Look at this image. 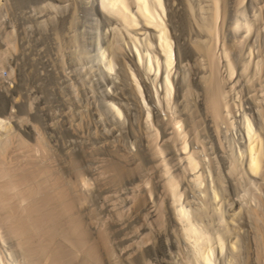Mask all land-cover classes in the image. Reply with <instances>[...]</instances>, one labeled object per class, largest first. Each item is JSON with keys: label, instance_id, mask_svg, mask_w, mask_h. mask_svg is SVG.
Masks as SVG:
<instances>
[{"label": "rangeland", "instance_id": "1", "mask_svg": "<svg viewBox=\"0 0 264 264\" xmlns=\"http://www.w3.org/2000/svg\"><path fill=\"white\" fill-rule=\"evenodd\" d=\"M207 1L166 0L173 46L177 56L179 48L182 52L171 74L174 88L168 100L162 89L165 73L146 71L138 53L131 52L137 41L134 31L120 25L113 11L102 8L99 0H0V120L6 124L0 127V134L4 137L11 127L21 135L33 130V138L45 136L57 170L73 193L77 215L97 240L101 255L98 264H189L186 259L193 239L183 231L162 165L152 154L150 129L159 132L158 143L164 147L170 171L181 174V202L195 224L217 233L224 229L220 213L235 212L234 219L224 217L236 225L232 226L234 239L225 235L228 249L222 252L218 243L214 244L216 264H263L264 170L259 176L242 168L244 174L241 169L231 174L229 166L231 149L236 148L239 154V146L246 144L244 121L250 119L258 125L262 118L259 113L264 111V1L245 0L241 7L227 0L218 20L214 43L220 52L228 48L237 69L228 75L227 67L222 69L226 62L221 55L232 108L227 121L218 125L203 104L202 85L210 76L209 67L205 57L194 50L195 45L209 39L202 29L204 16L209 15ZM200 6L203 11L209 8L202 13ZM241 8L255 24L247 34L236 24L245 16ZM152 35V49L162 53ZM101 47L107 58L112 56L117 61H113L116 70L109 72L97 61ZM247 59L249 70L241 72L239 65ZM112 102L121 108L122 115L112 109ZM172 120L184 124L188 143L199 154L201 184L195 181L194 172L184 173L182 169L184 160H178L177 153L182 141L174 142ZM111 165L127 170L115 174V167L109 169ZM101 233L108 239L107 249L98 242ZM5 237V241L0 237V253L17 264H28L16 241ZM230 240H238L237 248ZM73 253H69L68 264H80L84 256Z\"/></svg>", "mask_w": 264, "mask_h": 264}, {"label": "bare ground", "instance_id": "2", "mask_svg": "<svg viewBox=\"0 0 264 264\" xmlns=\"http://www.w3.org/2000/svg\"><path fill=\"white\" fill-rule=\"evenodd\" d=\"M208 1H209L208 4H210V6L209 5L208 6L210 8L206 6L204 8V11L208 10L207 8H209V10L207 11L209 15L204 16L205 19L204 18L203 19L206 21L204 22L203 20L202 22L205 23V25L203 27L201 23H198V26L200 24V28H201L202 25L203 27L202 29L204 30L203 32L206 31L208 35L207 37L209 39L206 38L208 40L205 39L206 41L204 44L195 45L196 47L194 50L205 57L208 64L207 67H209L210 76H208L206 79L204 78L205 80L202 85L203 94H204L203 104H204V108L208 112V113L206 112L208 116L210 115L213 121L217 122V124L216 123L215 124L218 125L223 121H227V114L231 113V108H232L230 106V102L228 101L229 91L226 88L227 86H225L226 80L224 77L226 76H224V73L221 70V66H220L222 64L221 55H224L226 62V65L222 66V69L223 67H227L228 69L227 72L229 73L228 75L232 76L233 74L236 73L235 71L237 69L234 64L235 62L231 60L230 57L231 55L228 51V48L225 47L224 50L221 51L223 52V54H220L221 52L217 48L216 43H214L215 42L214 40L216 39L215 37L218 35L219 32L218 20L222 15V13L224 12V9L226 8L225 2L227 0H208ZM234 1L238 4V5L236 4L237 6H241V7L245 2V0H234ZM259 1L261 2V0ZM99 3L102 8L106 7V9L108 8L110 9V11H113V13L116 16L113 13L112 14L115 17H117L118 23L120 21V25L122 24V26L126 28V30H130V28H132V30L135 33V39L137 41L136 42L134 41L135 42L134 48L132 49L131 52L133 55H135V53H138L137 54L139 57L138 60H141L142 63L140 64L144 65L146 71L148 73L154 72V74L156 73V75L159 73H165L164 75L165 77L163 76L164 77L162 83L163 85L162 84L161 85H162V89L165 91L164 93H166L165 95H167L166 97L169 100L174 88V84L171 79V74L173 73L172 71L175 68V63H177L178 59H181L182 52H180L179 50L180 48H179L178 49L179 53L177 56V51L174 49L173 46L174 43L172 42V36L170 35V31L167 25L169 24V22L168 23L166 22V17H167L166 0H99ZM201 5L203 6V4ZM261 5L263 6V4ZM262 8H264V6ZM202 9L203 7H201V11L202 13H204ZM240 11L241 12L243 11L245 16L244 14H242L244 16V18L242 16L243 20L240 21L236 20L237 21L236 24L241 26L247 34V32L249 31L251 32V30L254 29L253 26L255 24L252 22V20H250V18L249 19L246 18V13H245L246 11H244V9L242 10L241 8ZM207 12L205 13L208 14ZM239 16L238 18H241ZM140 31H142V33L138 34V32ZM151 31L154 33V35H152L153 33H151V35L153 37H156L155 40L158 42L156 46L159 47L160 45L161 49L159 48L158 49L159 51L161 50L160 52L162 53H156L154 52L156 50L152 49L154 43L151 40L150 37L151 35H149L150 34L149 32ZM141 36H144L143 37L144 39ZM6 40H8V38H6ZM8 42L11 41H7V44L10 45ZM138 43L141 45H138ZM118 49L119 47H117V51H119ZM3 50H4V46H3ZM7 50L8 49H6V51ZM106 56L107 54H105V50H103V48L101 47L97 57L98 59L97 58L96 59L98 62H101L103 64L104 66L103 69L106 68V70L109 72L116 70L115 65H113V61L115 62L116 60H113L111 58L112 56L109 57L110 59L107 58ZM1 60L2 59L0 57V62ZM260 62L261 61H259L258 65H260ZM1 64L2 63H0V65ZM240 64H241L239 65L240 71L248 72L250 66L249 60L247 59L241 62ZM0 70H1V66H0ZM133 75L136 78L137 75H135V73H133ZM136 82L140 88L139 85L140 83L137 80V78H136ZM1 106L4 107L3 105ZM111 107L117 114H119V116L122 115V110L119 106H117V104L112 102ZM25 109L27 110V112H30V110L28 111L29 107L28 109L27 107ZM260 115L262 118L261 121L259 120L260 122L258 123V125H255L250 119L248 120L244 119L245 121L243 120L247 141L242 139L243 141H246V144L244 142L243 145H240L241 148L239 146V150H240L239 154H237L238 152L235 153L236 148H234L235 151L232 150L233 148L231 149V151L233 152L231 153L232 159L229 166V172H231V174L235 172L237 174V171H239L242 168L248 172H251L252 174H254V176L255 175L259 176L262 170H264V111L263 113L261 112V114L259 113V116ZM26 116L24 117L27 118ZM149 117L151 116L149 115ZM31 122L32 121H30L29 123ZM180 122L181 121L173 122L172 120V128H171L172 135L174 137V142L177 143V141L178 142L182 141V145L180 144L181 148H178L177 151V153L180 152L178 153L179 156L178 160L179 159L184 160L183 168H182L184 173L185 171L194 172L193 177L195 178V181L196 182L199 181V183L201 184L203 178H202V174L199 172L198 169L200 165L199 162L200 157L198 156L199 154H197L198 152L196 148L191 147L189 145L187 140L188 131L186 130V128L183 127L184 124H181ZM190 126H192V124ZM0 127H4V128L6 127V124L2 120H0ZM36 131H38V128ZM20 133L21 132L18 133L15 130H12V128L10 127V129L6 130L4 137H2L1 135L2 133L0 134V237L2 238L1 240L6 238L5 236L7 235L12 237L14 241H16L17 248L20 251H22L25 257L27 258L29 262L28 264H68V260H70L69 259L70 251L74 253L77 252H80V254L82 253L84 257L82 259L83 261H81L80 264H98V262L101 260V259L99 260V258H101L99 256L101 255H99L100 251H99V245L97 244V240H95V238L92 237L91 235L92 233H90V231L86 227H84L82 219L77 215L78 212H76V204L75 202L72 201V198L74 197L73 193L66 187L65 178L62 172L58 171L59 169L57 170L58 167H56L54 163L53 155L51 154L52 152H50V149L47 147L48 144L46 145V140H44L45 136L43 137V136H39L40 134L37 135L35 134L36 137L33 138V130H31V132L29 133H27L26 131L25 133L27 134L24 135H21ZM149 133H150L149 145L151 146L153 152L152 154L157 156L156 159H159L158 161L162 165L163 173H164L163 175L165 177L164 181L166 183V187L170 192V195L174 203L176 204L175 210L177 213L176 215L178 217V220L180 221V223H182L181 225L187 238L189 240L193 239V241H191L193 248L190 250L189 254L187 253L188 257L186 261H188L189 264H216L215 260L217 259V256L215 257V255L217 251L215 249L217 248L214 247V244L218 243L219 247L221 248V251L223 252L226 248V242H227L226 240L228 238L234 239L233 235H235L236 232L232 229V226H236V225L230 224L229 223L230 221L229 222L225 221L226 218L224 220V217H226L227 215V217L229 216L228 218H232L233 216L232 214L234 213L235 215V212H233L232 214L229 212L230 214L229 213L227 214V212L223 210L224 212L220 213L221 219L224 222V224H222L223 222L221 223L222 228L224 227V229L223 231H217V233L210 232L211 230L208 229L206 230L205 227H204L205 229L200 228L199 225L195 224L192 221V217L190 216V211L188 210L187 206H185L183 202H181L183 197L182 192L180 190V179H182L181 174L177 173L176 175L170 171L168 162L164 158V153H165L163 149L164 147H162V145L158 143L159 132L155 129H150ZM112 165L110 167H112ZM119 165L118 167L116 166L113 167H115L116 170L115 174L120 175L124 173L125 170L127 169H125L124 166H119ZM113 167L109 168L110 171H112ZM242 169L241 171L243 173ZM248 172L246 173L248 174ZM216 191L217 189L214 190L213 192H214V197L217 198L219 197L218 196L219 193H217L218 191L217 192ZM253 213L255 215L258 214V212L255 210ZM234 217L232 219H234ZM237 217L239 218V215H237ZM262 229H264V227ZM215 233H216V237L214 236ZM225 235L226 237L228 236V238H226ZM97 236L96 237L98 239V242L100 243V246L102 245L104 248L107 249L108 239H106V236H104L103 233ZM231 241L232 240H230V243ZM232 242L234 243L233 245H235V247L237 248L238 240L235 241L233 240ZM261 244H263V242ZM229 250H230V256L234 257L235 252L231 250V248H229ZM9 254L10 256H12V251H10ZM262 254H263L262 261L264 264V248L262 250ZM213 256L216 259H214ZM12 259L13 258L9 259L7 256L3 255V252L0 253V264H17L16 261ZM74 260L77 259L74 258Z\"/></svg>", "mask_w": 264, "mask_h": 264}]
</instances>
